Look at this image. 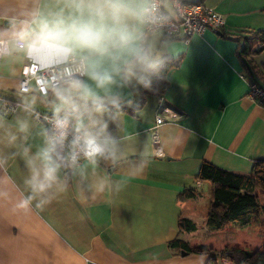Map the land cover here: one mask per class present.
Wrapping results in <instances>:
<instances>
[{
    "label": "clouds",
    "instance_id": "clouds-1",
    "mask_svg": "<svg viewBox=\"0 0 264 264\" xmlns=\"http://www.w3.org/2000/svg\"><path fill=\"white\" fill-rule=\"evenodd\" d=\"M185 14L184 0H0V81L13 82L0 89V171L15 162L24 189L14 211L43 212L70 188L115 195L143 169L138 99L187 46Z\"/></svg>",
    "mask_w": 264,
    "mask_h": 264
},
{
    "label": "crops",
    "instance_id": "crops-1",
    "mask_svg": "<svg viewBox=\"0 0 264 264\" xmlns=\"http://www.w3.org/2000/svg\"><path fill=\"white\" fill-rule=\"evenodd\" d=\"M184 1L201 2L222 15L225 34L264 30V0ZM218 31L181 44L182 60L170 69L162 97L145 95L136 118V148L148 153L149 162L120 193L83 201L70 188L43 212L23 214L14 211L24 193L19 168L14 162L7 173L0 171V192L8 193L0 197V264L209 263L208 255H175L168 248L178 236L187 241L210 232L204 218L193 216L204 234H180L178 195L185 188L210 190L208 182L196 179L203 162L250 173L254 161L264 160V106L248 95L236 43ZM12 86L0 81V89ZM156 87L158 93L159 82ZM160 101L173 117L158 127L154 143L151 131ZM124 175L126 170L119 169L113 178ZM216 264H221L218 258Z\"/></svg>",
    "mask_w": 264,
    "mask_h": 264
},
{
    "label": "trees",
    "instance_id": "trees-1",
    "mask_svg": "<svg viewBox=\"0 0 264 264\" xmlns=\"http://www.w3.org/2000/svg\"><path fill=\"white\" fill-rule=\"evenodd\" d=\"M220 31L222 37H233L235 54L246 78L264 84V62L258 64L255 60L264 53V30H251L236 36ZM181 60L182 55L171 59L168 67L178 66ZM159 83L161 90L158 93L141 96L140 108L146 94L162 97L167 81ZM196 179L208 182L210 190L185 188L178 195L181 205L179 232L197 231V225L191 219L193 216L203 217L210 232L187 241L178 236L168 243V248L175 255H182L183 251L208 255V264H216L217 258L221 264H264V160L254 161L250 173H235L203 162ZM258 244H261L260 248H253Z\"/></svg>",
    "mask_w": 264,
    "mask_h": 264
},
{
    "label": "built area",
    "instance_id": "built-area-1",
    "mask_svg": "<svg viewBox=\"0 0 264 264\" xmlns=\"http://www.w3.org/2000/svg\"><path fill=\"white\" fill-rule=\"evenodd\" d=\"M186 5L185 19L180 22V30L183 33L182 39L188 43L195 36H203L209 30H220L224 26L222 15L198 1H184ZM249 97L264 106V84L248 80ZM170 108L160 101L155 125L151 131L154 143H158V127L172 119ZM38 119L42 116L38 115ZM159 153V149L157 151ZM199 188V184L197 185Z\"/></svg>",
    "mask_w": 264,
    "mask_h": 264
},
{
    "label": "rangeland",
    "instance_id": "rangeland-1",
    "mask_svg": "<svg viewBox=\"0 0 264 264\" xmlns=\"http://www.w3.org/2000/svg\"><path fill=\"white\" fill-rule=\"evenodd\" d=\"M255 60H256V62L258 64L264 62V53L262 55L258 56L257 58H255ZM151 100L152 99H150V102H151ZM196 218H199V219L202 218L203 219V217H200V216H196ZM187 234H192V233H187ZM193 234H195V235H202V234H204V232H202V229H201V227H200L199 224H197V231L194 232ZM199 237H201V236H199ZM232 240L234 241V238H232ZM260 247H261V244H258V245H254L253 246V248H256V249H258ZM219 262H220V259H219Z\"/></svg>",
    "mask_w": 264,
    "mask_h": 264
},
{
    "label": "water",
    "instance_id": "water-1",
    "mask_svg": "<svg viewBox=\"0 0 264 264\" xmlns=\"http://www.w3.org/2000/svg\"><path fill=\"white\" fill-rule=\"evenodd\" d=\"M217 34L222 35V32L218 31ZM232 38H233L232 36L229 37V39H232ZM181 254H182V256L187 255V253L185 251H183Z\"/></svg>",
    "mask_w": 264,
    "mask_h": 264
}]
</instances>
